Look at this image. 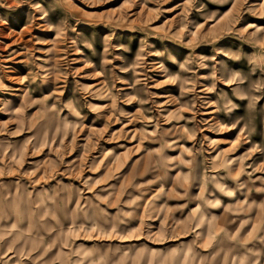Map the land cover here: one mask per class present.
Listing matches in <instances>:
<instances>
[{
	"label": "rangeland",
	"instance_id": "rangeland-1",
	"mask_svg": "<svg viewBox=\"0 0 264 264\" xmlns=\"http://www.w3.org/2000/svg\"><path fill=\"white\" fill-rule=\"evenodd\" d=\"M263 229L264 0H0V264H264Z\"/></svg>",
	"mask_w": 264,
	"mask_h": 264
},
{
	"label": "bare ground",
	"instance_id": "bare-ground-1",
	"mask_svg": "<svg viewBox=\"0 0 264 264\" xmlns=\"http://www.w3.org/2000/svg\"><path fill=\"white\" fill-rule=\"evenodd\" d=\"M4 61V60H3ZM7 64V63H6ZM16 78V77H15ZM22 89V88H21ZM23 90V89H22ZM22 90H18L19 92H20V94H23V91ZM15 97H19L18 95L17 96H15ZM8 101V100H7ZM23 101V100H22ZM12 103H13V101H11ZM24 104V103H23ZM10 107H12L11 105H10ZM13 108V107H12ZM3 109V108H2ZM4 114H5V112H4ZM16 115H17V113H15ZM18 116V115H17ZM18 118V117H17ZM17 120V119H16ZM17 124H18V122H17ZM31 163V162H30ZM227 171H228V169H227ZM226 171V173L228 174V175H231V173L228 171L227 172ZM227 178L229 179V184L231 185V184H233L232 186H234L235 187V182L233 183L232 181H233V178L232 177H229V176H227ZM235 179V178H234ZM227 182V181H226ZM214 188H215V194H216V197H217V199H219V197H218V194H223V192H224V189L222 188V185L221 184H218V183H215L214 185H212ZM238 186L239 187H241L242 185L241 184H238ZM233 187V188H234ZM231 188V187H230ZM230 188H228V189H230ZM236 188V187H235ZM234 188V189H235ZM240 190V189H239ZM233 191V190H232ZM239 194H240V192H238V193H236V195H235V197L232 199V200H229V202H231L232 204H236V203H238L239 201H240V198H239ZM243 202L245 203V200H243ZM248 204H250V203H245V205H248ZM244 205V206H245ZM251 209V206H248L247 207V211L248 210H250ZM259 213V211H258V208L256 209V215ZM262 214V213H261ZM260 214V215H261ZM262 231V230H261ZM262 232H264V229H263V231Z\"/></svg>",
	"mask_w": 264,
	"mask_h": 264
}]
</instances>
